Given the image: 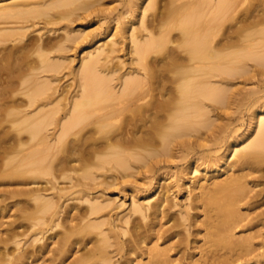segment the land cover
<instances>
[{
	"label": "bare ground",
	"instance_id": "1",
	"mask_svg": "<svg viewBox=\"0 0 264 264\" xmlns=\"http://www.w3.org/2000/svg\"><path fill=\"white\" fill-rule=\"evenodd\" d=\"M154 3H150V6ZM91 4V0H13L5 4L0 3V45H2L0 53H3L0 57V64L5 65V62L2 61L13 60L12 64L17 65L19 63L17 66H20H15L17 67L16 74L19 73V75L15 74L16 77L13 76L15 79H8L7 77L8 80L6 78L2 80V77H5L3 75L0 80L1 130L4 125L3 129L7 126V129L0 131V140L1 138L6 139V135L13 132L12 135L16 142L13 146L18 147L14 148L16 154L19 152L16 155L17 169L14 168L16 169L12 170L14 173L11 172L9 175L14 174L15 177V175L24 176V173L27 172H31V174L45 173L44 171L49 169L52 173L51 168L53 167L51 165L53 166L52 162L55 161L53 159L56 158L54 157L55 152L63 146L64 149L67 147L66 150L69 149L68 151H75L77 147H80L73 153L82 150L81 146L85 145L89 138L86 135L92 131L107 134L106 136L103 134L105 136L104 142L98 146V150H94L96 163H113L116 168L127 169L131 166L130 157L136 160L141 159L138 149H148V137H160L162 145L166 149L170 137L182 135V138L183 135L196 130L195 126L198 123L193 120L194 117H206L208 119L209 110L200 99L203 97L216 102L222 100L219 89L213 87V83L225 82V76L231 77L240 71L247 72L249 62H254V65L259 68L264 67V0H170L167 2L168 12L166 8V12L163 14H160V11L157 15L154 13L153 18L149 21L144 20L147 4V7L144 6L141 19L142 23L146 21L150 27L146 36L141 35V38L138 39L135 28L132 22L128 21L129 19H127V26L125 27V30L127 29L125 40L131 42V52L135 54L142 74L127 72L125 74L128 77L124 79L121 78L125 74L121 75L119 78L120 86L116 90L109 82L112 79L111 73L115 69H106L103 64L110 53L115 50L113 42L111 40L103 42L93 50L87 51L77 70L71 68L74 79L78 82V90L72 95L69 107L64 110L65 117L68 115V118L60 123L56 116L60 104L59 100L56 101L53 82L54 74L61 69L63 63L57 61L53 52L67 47V42H71L72 45L80 44L86 39L88 33L81 28L77 30L67 29L65 37H62L61 40L54 41L50 37L41 38V40L38 38L24 40L26 25L22 24V21L12 22L11 20L20 19V17L24 20L26 18L34 19L48 15L49 17L44 22L47 26L53 24V17L60 20L68 19L71 14L79 9L87 10ZM52 10L56 11V13L54 11V16L49 14ZM30 19L25 20V22ZM10 24L14 25L10 26ZM51 29L48 28L47 30L50 31ZM173 30H177L179 36L176 35L177 37L174 36L173 38ZM168 44L173 46H168ZM262 71L264 70H258L257 73L260 74ZM216 78H220V80L216 82ZM15 92L23 96L21 95V98L18 99L16 98L18 94L14 95ZM253 120V136L247 143L243 142L249 136L240 142L241 148L237 151L238 153L235 151L237 146L232 142L230 144V151L233 152L231 155L234 156L231 158L236 159H234V166L238 169L232 165V169H236L235 175H227V178L225 177L220 181L216 180L218 175L214 176L213 181L209 184L210 187L193 183V186L188 188L190 192L191 189L192 191L194 189L200 191L201 195H199L200 193L196 194L195 198L201 201L202 206L206 207V219L201 224L199 223L196 228V232L199 234L205 231L204 236L202 235L204 237L202 245L204 244L206 249L202 248V251L206 257L202 255L204 258L201 257V259L206 264H231L236 259H241L255 252L253 240L255 236L252 235L253 237H251V234H245L246 237L242 235L237 237L239 239L232 236L234 233L232 230L234 231L237 225L239 227L243 224L245 219V214L241 215L239 212V206L241 203H247V199L251 196L250 190L257 186L256 184L253 187L247 186L245 184L246 178L253 176L257 181L264 179V171L262 170V173L256 166L257 164H264V112L256 113ZM207 124L204 122V125ZM56 127L58 128L56 129ZM57 131H59L58 134H56ZM68 135H78L81 140L77 142L80 143H69L66 140ZM9 138L7 139L9 140ZM183 145L184 142L180 140L176 147L181 148ZM73 148L75 149L73 150ZM10 158H6V162ZM226 160L224 157L221 163L226 165ZM82 161L81 159L80 162ZM259 161L261 163H258ZM25 167L30 169L24 171ZM220 169L221 166L215 168L216 171ZM192 170L196 173L198 166ZM258 172L260 175H256ZM50 182L47 183L51 187L47 188L45 185L43 188L53 189L52 185L54 184L52 181ZM197 182L195 181V183ZM156 183L158 187L161 186L160 180ZM263 189L264 187L262 190H256V193L251 196L252 201L250 199L248 203L254 202L256 204L258 202L256 205L259 207L264 205ZM26 192L28 193V191ZM31 194L33 199L30 198L36 202L34 204L35 215H31L37 219L38 225L46 226V231H48L53 226L62 225L61 223L69 224L70 228L59 238V242L56 244L57 248L52 249L55 250L54 252L59 249L61 253L59 251L58 253L62 255L63 251L69 247L68 245L73 244L69 240L70 232L68 231H71L69 229L73 230V228L76 230L75 227H78L79 233L82 231L85 237L87 233L92 235L90 238L75 241L73 245L79 243L83 250L81 255L88 252L90 257H98L97 259L104 264H113L111 256L108 254V248L112 244L116 246L118 252L120 249L123 250L128 258L132 254L142 253L145 248L142 249L141 246L146 243V239L154 229V225L151 228L150 224H160L162 219H165V223L172 221L167 230L159 236L166 239L165 241H170L171 238L178 235L177 223H182L187 219L195 220L193 216H196L195 214L190 217L188 211L184 214L179 212L178 216L170 215L167 211L168 197L165 196V193L158 195L154 203H150L152 196H146L145 199L149 198L147 206L132 204L129 211L118 220L125 224L131 223L133 228H138V225L134 224L130 218L132 214H139L143 219H149V225H146V228L141 226L140 229L135 228V232L132 230L134 233L139 230L137 236L134 233L133 236L131 231L134 238L127 244L120 245L116 237L122 232L125 234V231L120 230L119 225L117 226L109 220L97 221V218L94 220L89 218L90 215H96L108 208L109 202L101 204L98 201H91V198L88 197L86 200L89 203L87 215L73 214L69 216L68 212L62 221L56 223V216L60 212L53 209L57 202L53 198L43 196L41 187H34ZM261 209L259 210L261 211ZM148 210L150 212L147 215L146 211ZM256 213L252 219L256 218L257 222L255 219L252 224L255 222L264 226V222H262L264 221V208L259 214ZM74 219L78 222L73 223ZM84 219H86L85 222ZM194 220L190 223L191 226L195 224L196 220ZM107 223L109 227L107 231H104L103 226ZM261 224H259L260 227H262ZM142 228L144 229L142 230ZM39 232L44 234L42 228L39 229ZM12 235L14 234L12 233ZM111 237L115 238L114 242L110 241ZM182 240L184 239L179 238L174 243L178 251H180L179 246ZM89 243L91 246L87 248ZM261 244L264 246L262 240L259 247ZM156 247L158 246L155 244L152 250L145 249V251L149 250V253L145 252V254L148 253L147 255L152 257L151 261L149 259L146 264H169L170 262L168 263L166 260L164 252L167 249ZM172 247L170 245L168 249H172ZM43 249L44 247H42ZM42 250L40 248L39 252L43 254L44 251ZM153 250H155L154 253H152ZM150 253L152 254L150 255ZM86 254H84L85 257ZM137 255L135 257H138ZM183 255L182 253L181 256L183 257ZM23 256H18L19 258L17 257L16 260L19 259V262H22L20 257L24 259L25 255ZM55 257L53 259L51 257V259L54 260ZM83 259L84 257L80 256L72 264H82ZM180 261L181 259L178 260V262ZM127 263L124 262V264ZM13 264L17 263L13 262Z\"/></svg>",
	"mask_w": 264,
	"mask_h": 264
},
{
	"label": "rangeland",
	"instance_id": "2",
	"mask_svg": "<svg viewBox=\"0 0 264 264\" xmlns=\"http://www.w3.org/2000/svg\"><path fill=\"white\" fill-rule=\"evenodd\" d=\"M2 1L3 2L0 1V3L5 4L13 0ZM153 1L156 2L154 3ZM169 1L170 0H91L92 4L87 10L79 9L71 14L68 19L60 20L53 17L54 22L51 25L45 26L44 24L47 17H49L48 15L39 16L34 19L26 18L25 20H31L27 22L21 17L20 19L11 20L12 22L22 21L21 23L26 25L27 30L24 40L34 38L41 40V38L45 39L47 37H50L54 41L61 40L62 37H65L67 29L77 30L81 28L85 29V32L88 33L86 39L80 44L72 45L71 42H67V47L53 52L57 61L63 63L61 69L54 74L53 82L56 101L59 100L60 104L59 112L56 115L57 118H59L60 123L68 118V115L65 117L66 113L64 110L69 107L72 95L78 90V82L75 81L71 68L77 70L81 59L86 56L87 51L93 50L103 42L109 40L113 42L115 50L110 53L106 61L102 62L106 69H115V71L111 73L112 79H110L109 82L116 90L119 89V78L121 75L127 72H133L134 74L138 73V75L142 74L139 64L136 61V56L131 52V42L125 40V31L127 30H125V27L127 26L126 21L129 19L128 21L132 22L133 27L135 28L133 29L135 30L138 39H140L141 35L146 36L148 30H150L146 21H149V19L151 20L154 13L157 15L160 11L159 13L163 14V12H166V8L168 12L169 6L167 5V2ZM149 2L154 3L155 5L153 4L150 6ZM147 4L148 7L146 6ZM144 6L147 7V9H145L144 17V20L146 21L145 23H142L141 19ZM54 11L55 10L50 11L49 14L54 16L56 13V11L55 13ZM20 22H18V25H20ZM11 25L14 24H10V26ZM48 28L52 29L48 31ZM173 31V38L174 36H179L177 35V30ZM7 44L11 45L12 43ZM170 45L172 44H168V46ZM1 47L2 45H0V48ZM2 54L3 53H0V57ZM11 61L5 60L2 61L3 63L5 62V65L0 64V69L3 70H0V80L3 75H5V77L3 76L2 80H4L3 78H6V80L13 79V76L17 73V67H20L17 66L19 63L14 65L12 64L14 61ZM254 64V62H249L247 72L240 71L234 76H225V82H212V86L219 89L221 95L220 98L222 100L216 102L203 97L200 99L209 110L207 113L208 119L206 117H194L193 120L198 123L195 126V131H190L189 134L183 135L184 137L182 138V135L170 137L166 149L165 146L162 145L160 137H148V149H138V152L141 155V159L139 160L129 156L131 166L127 169L116 168L113 163H96V154L94 150H98V146L104 142V137L107 134L105 135L103 133L104 136L102 133H95L92 131L86 135L89 137L86 140V144H80L84 146H81L82 150L73 153L78 148L80 149V147H77V149H75V147L73 148L75 151L71 150L72 153H70L71 151H68L69 149L66 150V146L65 149L63 146L61 148L59 147L60 149L58 148V151L56 150V156L54 155L56 158L53 159V161L55 160L52 162L53 166L51 165V167H53L51 168L52 173L49 169L48 171H44L45 173L36 172L35 174H31V172H27L28 175L27 173H24V176L15 175L14 177V174H9H11V172L14 173L12 170L17 169L16 155H18L19 152L16 154L15 149L18 147H14L16 142L15 137L12 135L13 132H10L11 134L7 133L8 135H6V139L1 138L0 140V142L2 141L0 143V148H2L0 149V165L2 164V167L0 166V264H13V262L17 264H72L75 259L78 257L80 258V256L84 257L82 264H104L97 259L98 257H90L88 252H85L87 253L86 257L84 255L85 253L81 255L83 250L81 249V246H79V243L73 245L75 241H81L83 238H90L92 235L87 233V236L85 237V234L82 233V231L79 233L80 230L78 227H75L76 230L74 228L73 230L69 229L72 232L68 231L70 232L69 240L73 242V244L70 243L72 245H68L69 247L67 248L68 250H65L66 252L63 251L64 253L62 252L63 254L61 255L58 253V251L60 252L59 249L57 252L52 250L57 248L56 244L59 242V238L64 232H67V229L70 227L68 223H61L62 225L59 224L53 226L52 229L46 231V226L38 225L37 219H34L32 216L33 214L35 215L36 212L34 208L36 202L35 200L33 201V198L31 197V192L34 187H41L43 196L53 198L57 202L56 207L53 209L60 212L56 216V223L62 221L68 212L69 216H72L73 214H78L79 216H82L83 214L87 215L89 203L86 200L88 197L91 198V201H98L101 204L109 202L110 206L108 208L102 210L96 215H90L89 218L91 220L97 218V221L109 220L117 226L119 225L118 227L120 230L125 231V234L122 232L116 237L119 240L120 245H125L134 238L132 237V234L135 232L134 230L136 227L133 228L131 223H121L118 219L129 211L132 204H142L147 206L149 198L145 199L146 196H152L150 203H154L156 202L158 195L165 193V196L168 197V203H166L168 213L170 215L178 216V214H180L179 212L184 214L188 211L190 217L196 214V216H193L196 221L192 219L195 221V226H191L190 223H192V220L189 219L182 223H177L176 230L178 235L175 236V238H171L170 241H165L166 239L159 236L167 230L172 221L165 223V219H162L160 224L154 223L149 225V219H143L139 214H132L130 220L138 225V228L136 229H140V226L146 228V225H149L150 227L154 225V229L156 227L155 230L153 229V232L150 231L151 235L146 239V243L142 244V249L145 248L152 250L155 244L158 246L156 248H166L167 251H164L166 254L165 258L168 263L170 262L169 264H206L201 259V257L205 256L202 251V248L205 247L204 244L202 245V241H204L202 235L205 231H202L200 234L196 232L198 224H201V222L206 219V207L202 206L201 201L195 198V195L199 194L200 191H198V189L192 191L191 189L190 192L189 187H192L193 183L204 184L207 187L213 181L212 178L214 176L218 175L216 180L220 181L223 178L225 179V177L227 178V175H235L237 168L234 166L235 158H231L234 156L231 155L233 152L230 151V144L232 142L236 145L237 148L235 151H239L241 148L240 142H243V140L249 136V138L243 142L247 143V141L253 136L254 115L258 112H264V71L260 72V74L257 73L258 70H264V67L261 66L259 68ZM7 73L9 76H6L8 75ZM16 75H19V73ZM127 77L128 75L125 74L121 79ZM215 80L217 82L220 78H216ZM17 94L18 93L15 92L14 95ZM21 95L22 94H18V97L16 98L20 99ZM22 99L25 98L22 97ZM204 122L208 124L204 125ZM4 127L5 125L3 128ZM3 128L2 130H5L7 129V126L5 129ZM57 128L58 127H56V129ZM2 130L0 127V131ZM58 132L59 131H57L56 134H58ZM7 138H9V140ZM66 140L69 143H80L77 141L81 140V137H78V135H68V139ZM180 140L184 142V145L181 148L176 147V144H178ZM9 156L12 159L15 158L12 160ZM224 157L227 159L226 165L225 163L224 165L221 163ZM6 158H10L7 159V162H9V160H11V162L7 163ZM81 159L83 160L82 162H80ZM258 163L261 162L259 161ZM219 165L221 166V169L216 171L215 168L217 169L220 167ZM232 165L236 168L235 170L232 169ZM263 165L264 164L256 165L262 173L264 171ZM195 166H198V171L196 173L192 170ZM147 167H149V169H147ZM26 168L27 167L24 168V171L30 169L29 167L28 169ZM229 169L234 171L232 172V170L230 171ZM256 175H260V172ZM48 179L54 184L52 185L53 189L43 188L45 185L47 188L49 186L51 187V185L47 183L50 182ZM32 180L35 181L36 184L35 182L33 183ZM158 180L161 181L160 187H158V184L156 183ZM195 181L198 182L195 183ZM245 184L250 187H253L255 184L257 185L256 187H253L254 189H251L253 191L250 190V195L252 196L256 193V190H262L264 187V179L257 181L253 176H250L246 178ZM26 191H28V193L30 191V193L28 194ZM199 195H201V193ZM251 196L247 199V203L251 199ZM247 203H241V205L239 204L240 206H238L241 215L245 214V219H248H244L245 223L242 222L244 225L240 223L241 225H239V227L237 225L235 227L236 229L234 231L232 230V232L235 233H233L232 236L233 238L236 237L235 239H239L237 237H241L242 235L244 237L245 234H251V237L255 236V238H253L255 242V252L241 259H236L231 264H264V246L261 244L263 247H259L261 240L264 243V226L261 223L259 224H261L262 227L255 222V224H252L256 219L253 218V220L252 216H254L260 208H262V211L264 205L259 207L256 205L258 202H255L256 204H254V202H249L248 205H246ZM250 203H253V205H250ZM255 205L257 209L254 208ZM250 206L254 209H251ZM261 211L259 210L256 214H259ZM149 212L150 210L146 211V214L148 215ZM73 221V223L78 222L76 219ZM85 221L86 219H84V222ZM249 223L251 224L249 225ZM155 224L157 225L155 226ZM251 225H253V227H251ZM108 227V223L103 226L104 231H107ZM41 228L43 229L44 234L39 232V229ZM144 228H142V230ZM138 231L139 230H136V233H134L136 236L137 233H139ZM12 233L14 235H12ZM179 238L184 239L179 246L180 251H178V249L176 250V247L174 246V243H176ZM110 241L114 242L115 238L111 237ZM169 244L173 246L172 249H168L170 247ZM201 245L202 247H200ZM41 246L44 247L43 250ZM90 246L91 243L87 245V248ZM40 248L44 251L43 254L39 252ZM145 249H143L144 251L142 250L144 253H136V255L138 254V257H135L136 255L132 254L128 258L123 250L120 249L118 252L116 246L112 244L111 247L108 248V254H110L113 264H124V262H128L127 264H146L149 262V259L151 261L152 257L147 255L149 250L145 251ZM51 250L54 253L50 252ZM138 250L137 252H140ZM154 251L155 250H153L152 253H154ZM176 251H178L177 254ZM145 252L148 253L145 254ZM39 253L41 254L39 255ZM152 253H150V255ZM182 253L184 254V258L181 256ZM23 255H25L24 259L21 258L24 257ZM18 256H21L20 259L23 260L22 262H19V259L16 260ZM53 256L55 257L54 260H52L54 258ZM162 258L165 259L164 257ZM177 259H181V261L178 262Z\"/></svg>",
	"mask_w": 264,
	"mask_h": 264
}]
</instances>
